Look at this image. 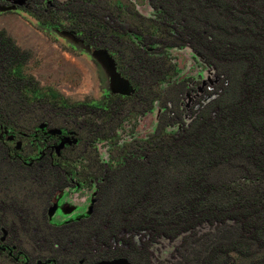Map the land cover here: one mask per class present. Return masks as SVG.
Here are the masks:
<instances>
[{
	"label": "trees",
	"instance_id": "16d2710c",
	"mask_svg": "<svg viewBox=\"0 0 264 264\" xmlns=\"http://www.w3.org/2000/svg\"><path fill=\"white\" fill-rule=\"evenodd\" d=\"M149 2L157 17L149 20L159 24L161 33L172 32V39L164 46H184L198 54L222 78L218 86L228 82L233 95L195 126L177 135L160 132L141 142L137 139L131 145H140L128 150L122 163H100L101 175H91L99 179L91 216L52 226L68 239L78 234L75 228H85L87 239L80 246L97 255L95 260L126 257L133 262L132 246L140 245L133 240L134 235L148 232L155 241L206 223L215 226L220 221H232L240 228L237 238L213 246L203 264H224L221 256L228 257L229 253L249 258V264H264V250L256 254L264 248V0ZM59 3L68 12L80 6L71 17L84 25L77 32L95 48L119 53L106 40L115 42L118 36L129 37L131 32L144 41L143 35L133 30L121 32L110 26L105 20L108 10L75 0ZM46 11L49 16L54 12ZM34 16L42 18L40 14ZM156 52L143 44L134 69L131 64L119 67L135 87L133 94L110 95L105 106L86 101L71 103L54 90L41 94L39 81L24 71L33 58L32 51L1 30L0 126L30 133L21 119H41L40 124L49 125L57 115L67 122L71 119L77 130L86 131L89 145L112 139L116 118L127 104L133 103V108L141 104L142 115L151 109L155 97H151L147 83L161 77L164 65L161 58L154 57ZM219 67L231 74V82ZM233 158L241 159L243 176L230 183L211 181L208 168ZM52 162L48 157L39 159L33 166L34 174L43 176ZM55 171L61 184L67 182L65 169L58 166ZM68 244L73 242L69 240ZM124 244L127 249L121 248ZM254 244L257 248L260 245L257 251ZM104 247L108 250L103 251Z\"/></svg>",
	"mask_w": 264,
	"mask_h": 264
},
{
	"label": "rangeland",
	"instance_id": "374dc122",
	"mask_svg": "<svg viewBox=\"0 0 264 264\" xmlns=\"http://www.w3.org/2000/svg\"><path fill=\"white\" fill-rule=\"evenodd\" d=\"M59 1L27 0L24 5H18L0 0V31L6 30L22 48L32 51L33 58L24 71L39 81L41 94L54 90L71 103L86 101L105 106L110 95L125 96L129 81L120 74L119 67L131 64L134 69L143 44L151 46L154 52L157 50L154 57L161 58L164 63L162 74L159 79H150L147 83L151 86V97H155L151 109L142 115L141 104L134 108L133 103L127 104L122 115L116 118L115 137L106 141L89 145L90 136L86 131L77 130L78 125L71 123V119L67 122L57 115L49 125L40 124L41 119H21L20 123L30 133L0 126V243L14 250V255H9L0 249V264H92L100 261L95 260L97 255L80 246L87 239L85 228H75L73 231L78 234L68 239L58 234L62 230L56 233L52 226L91 216L99 180L91 175H101L99 164L116 166L122 163L127 151L140 145H131L137 139L141 142L160 132L177 135L184 128L195 126L226 103L234 92L228 82H223L220 86L223 91L216 102L204 100L203 83L210 67L184 46H164L172 39V32L161 33L159 24L149 20L157 18L149 0H75L108 10L105 20L121 32L133 30L143 35V43L142 38L132 32L129 37L118 36L115 42L107 39L108 45L114 47L112 50L120 54L88 45L77 32L84 25H78L71 17L80 6L68 12ZM47 9L54 11L51 16L47 15ZM47 19L52 22L44 23ZM220 70L231 82L226 68ZM32 127L36 128L32 131ZM43 157L52 158L53 162L43 176L37 177L33 166ZM241 165L240 158H233L229 163L217 161L208 168V177L216 183L224 180L230 183L243 176ZM58 166L65 169L63 174L67 182L62 184L55 171ZM239 229L232 221H220L215 226L206 223L175 237L165 236L155 241L150 239L148 232H142L133 237L140 245L132 246L135 252L130 262L203 264L213 246L234 241ZM69 240L73 245L68 244ZM253 247L258 250L256 244ZM121 248L127 249V246L124 244ZM263 250L259 249L256 254ZM221 259L224 264L250 263L249 258H241L236 253L221 256Z\"/></svg>",
	"mask_w": 264,
	"mask_h": 264
},
{
	"label": "water",
	"instance_id": "95a60500",
	"mask_svg": "<svg viewBox=\"0 0 264 264\" xmlns=\"http://www.w3.org/2000/svg\"><path fill=\"white\" fill-rule=\"evenodd\" d=\"M10 1H13L15 4H18V5H24L27 0H10ZM197 56H199V55L197 54ZM213 69L214 68H212V67L209 68L210 72H209L208 78L204 80V84L207 82L208 79H210V76L212 74ZM116 70L117 69H115V71ZM134 90H135L134 86L129 81L128 89L125 91V95L133 94ZM92 264H133V263L130 262V260L126 257H119V258H113V259H107V260H100V261L94 262Z\"/></svg>",
	"mask_w": 264,
	"mask_h": 264
},
{
	"label": "built area",
	"instance_id": "2783aa9c",
	"mask_svg": "<svg viewBox=\"0 0 264 264\" xmlns=\"http://www.w3.org/2000/svg\"><path fill=\"white\" fill-rule=\"evenodd\" d=\"M214 74H216L217 76L216 79H214ZM221 79L222 78L217 74L216 70L213 69L210 79H208L205 84L203 83L204 87L206 88L204 94V100H209L208 102H210L219 97L220 91H223L222 88L218 86L221 82Z\"/></svg>",
	"mask_w": 264,
	"mask_h": 264
},
{
	"label": "flooded vegetation",
	"instance_id": "af4514ba",
	"mask_svg": "<svg viewBox=\"0 0 264 264\" xmlns=\"http://www.w3.org/2000/svg\"><path fill=\"white\" fill-rule=\"evenodd\" d=\"M89 45V44H88ZM0 249L2 250V251H5V252H7L9 255H14V250L13 251H11L10 249H8V247L7 246H4V242H1L0 243Z\"/></svg>",
	"mask_w": 264,
	"mask_h": 264
},
{
	"label": "crops",
	"instance_id": "0c3cea01",
	"mask_svg": "<svg viewBox=\"0 0 264 264\" xmlns=\"http://www.w3.org/2000/svg\"><path fill=\"white\" fill-rule=\"evenodd\" d=\"M55 213V212H54Z\"/></svg>",
	"mask_w": 264,
	"mask_h": 264
}]
</instances>
